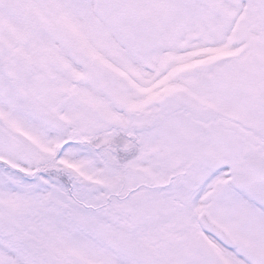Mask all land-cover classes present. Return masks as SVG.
<instances>
[{
	"label": "snow or ice",
	"instance_id": "obj_1",
	"mask_svg": "<svg viewBox=\"0 0 264 264\" xmlns=\"http://www.w3.org/2000/svg\"><path fill=\"white\" fill-rule=\"evenodd\" d=\"M0 264H264V0H0Z\"/></svg>",
	"mask_w": 264,
	"mask_h": 264
}]
</instances>
